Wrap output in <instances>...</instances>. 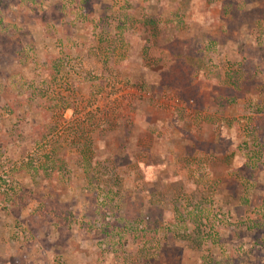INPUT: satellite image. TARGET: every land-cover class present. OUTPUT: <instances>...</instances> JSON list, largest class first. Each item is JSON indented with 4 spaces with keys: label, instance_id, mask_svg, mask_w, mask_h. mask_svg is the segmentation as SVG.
I'll return each instance as SVG.
<instances>
[{
    "label": "rangeland",
    "instance_id": "obj_1",
    "mask_svg": "<svg viewBox=\"0 0 264 264\" xmlns=\"http://www.w3.org/2000/svg\"><path fill=\"white\" fill-rule=\"evenodd\" d=\"M0 264H264V0H0Z\"/></svg>",
    "mask_w": 264,
    "mask_h": 264
},
{
    "label": "trees",
    "instance_id": "obj_2",
    "mask_svg": "<svg viewBox=\"0 0 264 264\" xmlns=\"http://www.w3.org/2000/svg\"><path fill=\"white\" fill-rule=\"evenodd\" d=\"M36 170L37 171H39L40 173H42L43 174V176H45L46 177V175L48 176L50 173H62L63 171H66V168H65V161L63 160L62 161V159L61 158H58V159H56V160H54L51 164H47V163H45V162H42L41 164H40V166L39 167H36ZM2 181H4L5 182V180H3L2 179ZM7 185H9V184H7ZM11 190H12V193H13V190H14V188H12V186H11V188H10ZM6 190V189H5ZM13 195L11 194V196L10 195H8V198H10V197H12ZM14 197V196H13ZM13 199V198H12ZM152 223H154L153 222V218H151L150 219V225L152 224ZM55 225H56V227L59 229V230H61V224L59 223V222H57V223H55Z\"/></svg>",
    "mask_w": 264,
    "mask_h": 264
}]
</instances>
